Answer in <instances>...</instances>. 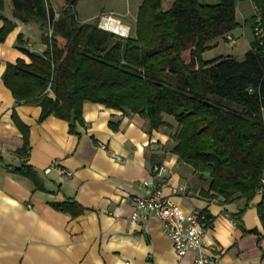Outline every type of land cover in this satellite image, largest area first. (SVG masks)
I'll use <instances>...</instances> for the list:
<instances>
[{
    "label": "trees",
    "instance_id": "trees-1",
    "mask_svg": "<svg viewBox=\"0 0 264 264\" xmlns=\"http://www.w3.org/2000/svg\"><path fill=\"white\" fill-rule=\"evenodd\" d=\"M77 1L64 0L57 11L51 0H11L12 16L40 23L45 44L42 52L19 46L29 60L18 57L2 72L16 104L39 105V121L53 114L67 120L71 132L83 124L87 100L137 113L155 129L172 127L168 115L176 126L171 151L209 178L200 194L221 202L243 199L235 213L241 222L242 211L262 188L256 208L264 226V43L253 36L241 57L202 55L238 24L236 0H172L167 8L163 0H142L133 33L125 37L101 29L98 16L80 21ZM252 3L264 14V0ZM3 9L0 0V41L15 26ZM247 22L252 29L253 15ZM11 117L23 139L16 152L25 156L29 127L15 110ZM6 170L27 177L34 190H45L25 160ZM51 205L73 216L83 211L74 200ZM202 211L211 224V215Z\"/></svg>",
    "mask_w": 264,
    "mask_h": 264
},
{
    "label": "crops",
    "instance_id": "crops-1",
    "mask_svg": "<svg viewBox=\"0 0 264 264\" xmlns=\"http://www.w3.org/2000/svg\"><path fill=\"white\" fill-rule=\"evenodd\" d=\"M57 1L51 0L59 11L64 0ZM81 1L75 4L80 21L113 10L134 26L142 0L133 8L121 0H90L83 12ZM3 12L15 26L0 41V264H191L199 249L177 256L156 215L132 217V197L148 191L143 183L148 177L184 212L204 209L211 215L202 244L219 254L218 264H264V226L256 208L262 195L250 200L239 222L235 213L243 199L221 202L200 194L209 178L171 151L176 126L170 116L164 118L172 127L155 129L137 113L87 100L83 124L71 132L68 121L53 114L39 121V105L16 104L2 72L18 57L29 60L19 46L42 52L45 44L40 23L12 16L11 0H4ZM13 110L29 127L25 156L16 152L23 139ZM262 112L264 118V107ZM23 160L38 172L45 190H34L27 177L6 170ZM66 200L83 211L73 216L51 205Z\"/></svg>",
    "mask_w": 264,
    "mask_h": 264
},
{
    "label": "built area",
    "instance_id": "built-area-1",
    "mask_svg": "<svg viewBox=\"0 0 264 264\" xmlns=\"http://www.w3.org/2000/svg\"><path fill=\"white\" fill-rule=\"evenodd\" d=\"M253 9L252 33L254 38L263 44L264 14L255 4H253ZM115 23L125 25L127 28L123 29L120 26L119 29H114L112 24ZM98 26L122 37L129 35L130 27L115 17L112 11L105 13L98 19ZM227 38L232 44L236 41L231 35H228ZM65 175L70 176L71 172L66 171ZM261 181L264 183V178ZM143 183L147 186L148 191L143 195L132 197L134 203L132 217L141 218L149 213L156 215L162 222L163 231L171 238L177 256H182L187 251L197 248L200 253L191 264H218L219 254L205 249L202 244L205 231L210 225L205 212L201 209L184 212L178 204L163 195L160 186L152 177H148ZM258 192L261 193L262 188L258 189Z\"/></svg>",
    "mask_w": 264,
    "mask_h": 264
},
{
    "label": "rangeland",
    "instance_id": "rangeland-1",
    "mask_svg": "<svg viewBox=\"0 0 264 264\" xmlns=\"http://www.w3.org/2000/svg\"><path fill=\"white\" fill-rule=\"evenodd\" d=\"M88 1H90V0H83V1H81V3H79V9L81 12H83L84 9L87 10L88 6L89 7L92 6V3L88 4ZM97 1H101V0H97ZM135 1L136 0H121L120 3L128 4L133 8L136 5ZM201 1L213 3L216 0H201ZM57 3H58V1H57ZM171 3H172V0H163V8H167ZM136 7H137V5H136ZM110 11L113 12L115 17L121 19V21L124 24H126L130 27L129 35L132 34L133 33V26H130L129 24H127L126 20L124 18H121L123 16L117 14V12H115L113 10L100 11L96 16H94V18L97 16L100 18L102 15H104L105 13H108ZM253 13H254V9H253L252 0H236L235 18H236V21L238 22V24L230 32V34H232L233 37L236 38V42H234L232 44L227 37L225 39L219 37V38H217V40L213 41V43L217 41L215 45H213L211 48L205 50L203 57L204 58H211V57H215V56H218L221 54H224V55L230 54V55H233L236 57H241L242 54L244 53V51L249 48L250 41L253 38L251 26H250L249 22H247V19L250 16H252ZM183 56L185 59H188V57H189L188 50L184 51Z\"/></svg>",
    "mask_w": 264,
    "mask_h": 264
},
{
    "label": "bare ground",
    "instance_id": "bare-ground-1",
    "mask_svg": "<svg viewBox=\"0 0 264 264\" xmlns=\"http://www.w3.org/2000/svg\"><path fill=\"white\" fill-rule=\"evenodd\" d=\"M112 26H113V28L114 29H119L120 28V26L123 28V29H125V28H127L125 25H120V24H112Z\"/></svg>",
    "mask_w": 264,
    "mask_h": 264
}]
</instances>
